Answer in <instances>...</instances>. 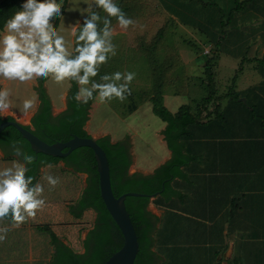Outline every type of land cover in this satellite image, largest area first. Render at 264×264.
<instances>
[{"label":"rangeland","instance_id":"1","mask_svg":"<svg viewBox=\"0 0 264 264\" xmlns=\"http://www.w3.org/2000/svg\"><path fill=\"white\" fill-rule=\"evenodd\" d=\"M125 1L126 6L117 5L134 24L121 28L115 17H109L116 55L101 65L93 79L102 82L105 74L133 72L131 95L123 102L113 99L92 105L91 124L89 120L86 128L95 137L105 127L126 137L133 134L139 163L154 165L167 150L161 136L167 123L156 113L151 96L162 93L173 112L190 104L199 119L183 140L196 159L185 166L188 178L173 180L184 196L158 195L149 205V209L162 205L166 210L154 246L161 255L159 264H216L217 256H224L229 248L231 259L239 256L242 264H264V63L260 60L264 58V0L244 10L236 9V0ZM64 4L57 33L73 54L72 25L81 20L82 27L80 11L87 4L85 0H64ZM93 11L102 20L107 16L100 8ZM213 56L221 97L205 109L201 104L210 88L204 67ZM48 86L56 103L53 112L58 114L66 109L63 99L71 80L57 83L50 76ZM231 89L235 96L227 95ZM134 104L138 107L131 112ZM6 156L0 151V170L20 160ZM46 175L58 177L59 183L53 188ZM87 178V173L64 161L43 166L38 183L44 189V206L19 227L10 218L0 220V228L8 229L0 241V264H47L55 248L43 227L53 228L75 250H83L97 212L89 208L78 217L72 206Z\"/></svg>","mask_w":264,"mask_h":264},{"label":"trees","instance_id":"2","mask_svg":"<svg viewBox=\"0 0 264 264\" xmlns=\"http://www.w3.org/2000/svg\"><path fill=\"white\" fill-rule=\"evenodd\" d=\"M23 2L24 0H0V32L5 28V22L21 9ZM256 2L257 0H236V9L244 10L248 5ZM63 9L61 10L63 11ZM59 20L60 16L56 19L55 28H57ZM156 46V44L153 45V48ZM74 55L76 53H73ZM214 58L215 56L210 57L204 67L205 80L210 88V94L203 99L201 104L205 109L211 102L218 99L216 98L217 90L213 69ZM260 60L264 63V58ZM47 79L48 77H39L37 89L41 103L38 111L32 117V125H27V127L49 143L67 141L76 135L92 136L86 125L91 118V109L97 93H93V99L89 100L87 104L77 103L73 97L79 86L71 80L67 95V108L54 114L53 101L45 86ZM161 84L162 81L158 87ZM227 95L235 96L236 92L231 89ZM151 100L156 113L167 123L163 134L172 151L171 158L155 168L152 173L130 172L134 160L129 136L121 140H113L111 134L98 137V142L106 150L110 161L115 194L120 196L127 191L148 194L146 196L130 195L126 199V206L136 227L140 243V250L134 264H159L161 255L154 249V246L161 218L149 209L151 195L159 193L160 197L169 199L174 196H184L182 190L174 187L173 180L178 177L188 178L189 174L185 170V166L196 159L195 155L186 151V144L183 140V137L189 132V126L199 119L191 105L185 103L176 112H173L165 104L162 93H154ZM137 107L138 105L134 104L131 107V112ZM220 115L221 112H218V116ZM6 119L15 118L0 115V124ZM14 144L20 147L24 153L35 157L26 173L27 176L34 178L33 184L38 183L43 166L60 161H64L67 166L88 175L87 185L80 199L77 204L72 206V213L78 217L82 216L84 211L89 208H93L98 214L94 226L89 230L88 236L84 240L86 250L84 252L75 250L53 228L43 227L49 232L55 248L52 258L47 264H104L114 252L123 246L124 236L102 197L100 173L94 149L82 146L67 157L55 156L42 151L37 152L16 126L9 125L0 134V148L6 153V158L15 156L13 149L8 147ZM17 158L22 161V157ZM5 218L11 219V216ZM216 264L223 263L219 261ZM230 264H242V259L239 257L230 259Z\"/></svg>","mask_w":264,"mask_h":264},{"label":"clouds","instance_id":"3","mask_svg":"<svg viewBox=\"0 0 264 264\" xmlns=\"http://www.w3.org/2000/svg\"><path fill=\"white\" fill-rule=\"evenodd\" d=\"M83 9L82 27L73 28L76 47L73 56L66 47L63 36L58 35L50 21L62 16L61 5L56 0H24L21 9L5 22V32L0 36V76L7 80L25 82L34 77L51 76L55 82L72 80L79 86L74 94L77 103L87 104L98 93L101 103L118 99L121 102L131 95L130 84L135 73L105 74L102 82L93 78L99 74L101 65L106 64L110 56L116 55V46L112 43L113 31L109 17H115L121 28L134 24L114 0H93ZM102 9L107 16H101L93 8ZM87 13V15H84ZM103 27H100V23ZM82 73V74H81ZM90 85V87H89ZM10 91L0 90V115L11 108ZM34 106L33 99L23 101L25 112ZM13 152L21 160L14 161L11 166L0 170V220L11 216L14 227H19L28 218H34L37 210L45 201L44 191L39 183L33 184V177L27 176V165L34 162L35 157L24 153L18 146ZM46 180L53 188L59 183L58 177L46 175ZM7 228H0V241L6 238Z\"/></svg>","mask_w":264,"mask_h":264},{"label":"water","instance_id":"4","mask_svg":"<svg viewBox=\"0 0 264 264\" xmlns=\"http://www.w3.org/2000/svg\"><path fill=\"white\" fill-rule=\"evenodd\" d=\"M9 125L16 126L24 137L31 142L33 149L37 152L42 151L55 156L67 157L75 149L82 146H89L94 149L100 173L102 197L124 236L123 246L114 252L104 264H134L140 250V243L136 227L126 206V199L130 195L146 196L148 194L138 191H127L120 196L115 194L112 184L110 161L106 150L98 142V137L93 135H76L67 141L49 143L37 135L32 129L28 128L26 123H23L16 118L4 120L0 124V134ZM130 172L134 173L135 171L130 170ZM158 195L159 193L152 194L151 199Z\"/></svg>","mask_w":264,"mask_h":264},{"label":"crops","instance_id":"5","mask_svg":"<svg viewBox=\"0 0 264 264\" xmlns=\"http://www.w3.org/2000/svg\"><path fill=\"white\" fill-rule=\"evenodd\" d=\"M115 1H116V4L117 3H121L120 5H122V6H126V4H127L125 0H115ZM56 2L58 4H61L62 8L65 9L66 5L64 4V0H56ZM64 9H63L62 13L64 12ZM56 19H57V17L50 21V23L53 26H54V24L56 22ZM61 20L62 19H61V16H60L59 24H60ZM81 22H82L81 20H79L77 22L75 21V23H73V25H72V29H71V34L70 35H71V40L74 43V45L76 44V37L72 35V30H73V28H76L77 31H78V29L80 28ZM58 28H59V25L56 28L57 32H58ZM4 32H5V28L0 32V36H2L4 34ZM0 48H2V44H0ZM49 79H50V76L48 77V79H47V81L45 83V86L47 88L48 93L50 94L49 86H48V80ZM38 81H39V77H34L32 80H29V81L20 82L18 80H7L3 76H0V86H1L0 90L6 88V89H8L10 91L9 100L11 102V108L6 113L2 114V116L3 117L13 116L14 118L18 119L19 121H21L23 123H26L25 120H24L25 118L29 119L31 121L33 115L38 111L40 103H41L40 94H39L38 89H37ZM68 91L65 92V94H64L65 98L63 99L64 100V105H65L66 108H67V104H68V100H67ZM97 96H98V93H97V95L95 97L93 105L94 104H96V105L97 104H101L100 101L99 102L96 101L97 100ZM25 99H33L34 100L33 108L28 110L27 112H25L24 109H23V101ZM52 101L55 103L53 98H52ZM90 124H91V118H90ZM90 124H89V126H90ZM164 128H163V130H164ZM90 129H91V127H90ZM163 130H162L161 136L163 138V142L167 146V150L166 151L164 150L162 152L161 156H159L160 157L159 161L157 163H155L154 165H152V164L144 165V164H140L139 163L138 155H137V153H135V139L133 137L134 135L132 134L130 136L131 137L130 141L132 143V149L131 150H132L133 160H134L132 168L136 169L135 172L152 173L155 170V168H157L159 165L163 164L164 162H166L168 159L171 158L172 151L168 147V144H167V142L165 140V137H164V134H163ZM100 131L101 132L99 134H102V135L111 134L113 140H121V139L126 138V136L121 135V133H118L117 131L109 129V128H106V127L102 128ZM155 200H157V199H154V201L152 202L153 206L156 205ZM159 206L160 207H158V208L156 207L157 209H154V208L151 207L150 210L153 213H155L156 215H158L161 218L160 221L162 222V220L164 219L163 218V214L165 216L166 210L163 209L162 205H159ZM230 256H233V249L232 248L227 249L225 251V253H224V256H222V257L221 256L220 257L217 256L218 260L216 262L222 261L223 264H230V259H231ZM239 258H241V257H239Z\"/></svg>","mask_w":264,"mask_h":264},{"label":"flooded vegetation","instance_id":"6","mask_svg":"<svg viewBox=\"0 0 264 264\" xmlns=\"http://www.w3.org/2000/svg\"><path fill=\"white\" fill-rule=\"evenodd\" d=\"M13 146H16V144H14V145H9L8 147L10 148V149H13ZM0 150L1 151H3L4 152V150L2 149V148H0ZM15 155V154H14ZM16 156V155H15ZM27 167H28V169H29V165H27ZM98 215V214H97ZM89 233V232H88ZM87 236H88V234H87ZM86 236V237H87ZM86 250V248H85V246L83 247V250H79V252H84Z\"/></svg>","mask_w":264,"mask_h":264},{"label":"bare ground","instance_id":"7","mask_svg":"<svg viewBox=\"0 0 264 264\" xmlns=\"http://www.w3.org/2000/svg\"><path fill=\"white\" fill-rule=\"evenodd\" d=\"M31 82V81H30Z\"/></svg>","mask_w":264,"mask_h":264}]
</instances>
